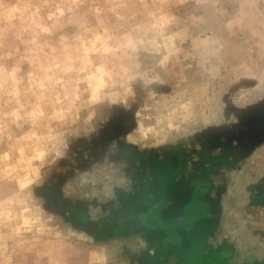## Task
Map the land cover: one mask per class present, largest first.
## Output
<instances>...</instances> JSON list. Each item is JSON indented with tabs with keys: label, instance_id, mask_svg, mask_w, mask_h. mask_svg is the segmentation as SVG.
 <instances>
[{
	"label": "clouds",
	"instance_id": "obj_1",
	"mask_svg": "<svg viewBox=\"0 0 264 264\" xmlns=\"http://www.w3.org/2000/svg\"><path fill=\"white\" fill-rule=\"evenodd\" d=\"M235 71L264 79V0H0V264H116L119 242H97L41 191L117 109L141 149L235 122L223 101ZM126 183L106 158L64 192L88 202L85 224Z\"/></svg>",
	"mask_w": 264,
	"mask_h": 264
},
{
	"label": "rangeland",
	"instance_id": "obj_2",
	"mask_svg": "<svg viewBox=\"0 0 264 264\" xmlns=\"http://www.w3.org/2000/svg\"><path fill=\"white\" fill-rule=\"evenodd\" d=\"M223 101L235 122L151 149L125 142L131 115L115 110L90 140L73 143L41 195L97 242H119L116 264H264V79L235 71ZM106 158L127 183L99 221L81 224L88 202L66 197L65 186ZM136 237L148 247L134 251Z\"/></svg>",
	"mask_w": 264,
	"mask_h": 264
}]
</instances>
